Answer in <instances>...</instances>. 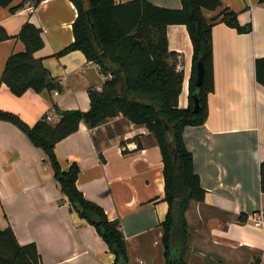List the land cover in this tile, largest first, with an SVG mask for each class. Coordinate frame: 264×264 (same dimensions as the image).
I'll return each instance as SVG.
<instances>
[{
  "label": "crops",
  "instance_id": "crops-1",
  "mask_svg": "<svg viewBox=\"0 0 264 264\" xmlns=\"http://www.w3.org/2000/svg\"><path fill=\"white\" fill-rule=\"evenodd\" d=\"M146 1L182 9L181 0ZM221 1V9L204 12L208 20L227 8L238 14L240 25L252 24L253 31L240 34L219 21L213 27L215 91L208 98V119L184 133L207 192L205 201L192 202L186 214L190 237L185 259L188 264H264V226H255L251 218L264 210V87L256 81V61L264 58V2ZM19 4L24 6L15 13L0 7V25L12 37L0 43V82L10 56L25 51L17 37L31 22L45 41L36 58L63 91L58 96L29 91L17 97L2 84L0 110L29 126L51 112L53 103L62 111H89L90 91L103 87L109 77L81 51L57 56L75 41V5L70 0H43L39 5L16 0L13 6ZM167 34L170 51L178 54L177 71L184 73L179 106L185 109L193 45L185 26H169ZM58 119L55 112L54 122ZM55 151L63 170L79 166L77 186L85 198L101 206L110 220L120 221L130 264H166L160 227L169 208L164 201V165L148 129L123 116L93 130L81 123ZM45 160L21 130L0 121V229L11 227L21 245L36 244L42 264H113L115 258L96 229L70 211Z\"/></svg>",
  "mask_w": 264,
  "mask_h": 264
},
{
  "label": "trees",
  "instance_id": "trees-1",
  "mask_svg": "<svg viewBox=\"0 0 264 264\" xmlns=\"http://www.w3.org/2000/svg\"><path fill=\"white\" fill-rule=\"evenodd\" d=\"M15 1L0 0V7L15 13L24 6H13ZM42 1L35 0V5ZM70 1L78 11L73 24L75 41L57 56L81 51L87 61L97 64L109 77L103 90L90 91L87 112L62 111L53 103L59 118L57 122H48L45 115L34 126H29L19 116L1 110L0 121L17 127L45 154L70 211L96 229L115 258L113 264H130L120 221L110 220L101 206L85 198L77 186L79 166L72 164L68 170H63L55 150L60 142L79 131L81 123L93 130L123 116L131 124L147 128L159 145L164 165V201L169 207L160 224L164 258L166 264H188L185 256L190 234L186 214L192 202L205 201L207 192L195 172L193 154L185 144L184 133L188 127L203 126L208 119V98L215 91V23H224L240 34L251 33L253 26L240 25L238 14L227 8L215 19L208 20L204 12L221 9V0H181V10L160 8L146 0L124 4L116 0ZM169 26H185L193 45L189 106L185 109L179 106L184 73L177 71L178 54L169 49ZM17 38L24 44L25 51L10 56L0 87L6 84L17 97L29 91L51 96L55 91L62 92L61 83L43 61L36 58V53L45 46L42 30L26 22ZM11 39L0 25V43ZM199 62L205 68L201 87L197 86ZM256 81L264 87V58L256 61ZM196 95L200 101L197 113L194 112ZM260 176L264 193V162ZM0 264L42 262L36 244L21 245L13 229L8 227L0 229Z\"/></svg>",
  "mask_w": 264,
  "mask_h": 264
},
{
  "label": "built area",
  "instance_id": "built-area-1",
  "mask_svg": "<svg viewBox=\"0 0 264 264\" xmlns=\"http://www.w3.org/2000/svg\"><path fill=\"white\" fill-rule=\"evenodd\" d=\"M102 90H103V87H100V88H98L97 91L101 92ZM53 94H54V96H58L59 92L55 91ZM46 116H47L48 122L52 123L55 121V111L54 110L49 112ZM251 218L254 220L255 226H257V227L264 226V210L251 215Z\"/></svg>",
  "mask_w": 264,
  "mask_h": 264
},
{
  "label": "water",
  "instance_id": "water-1",
  "mask_svg": "<svg viewBox=\"0 0 264 264\" xmlns=\"http://www.w3.org/2000/svg\"><path fill=\"white\" fill-rule=\"evenodd\" d=\"M204 74H205V68L202 62L198 63V79H197V86L201 87L204 79ZM200 109V101L199 97L196 95L195 96V105H194V112L197 113ZM173 264V262L171 263Z\"/></svg>",
  "mask_w": 264,
  "mask_h": 264
},
{
  "label": "rangeland",
  "instance_id": "rangeland-1",
  "mask_svg": "<svg viewBox=\"0 0 264 264\" xmlns=\"http://www.w3.org/2000/svg\"><path fill=\"white\" fill-rule=\"evenodd\" d=\"M44 164L48 167V168H51L50 167V165H49V163L47 162V160H45L44 161ZM52 170V169H51ZM55 180V179H54ZM186 254H187V252H186ZM185 258H186V256H185ZM186 260V259H185ZM197 262V261H196ZM223 263H225V264H230L229 262H223ZM223 263H221V264H223ZM194 264V263H193Z\"/></svg>",
  "mask_w": 264,
  "mask_h": 264
}]
</instances>
